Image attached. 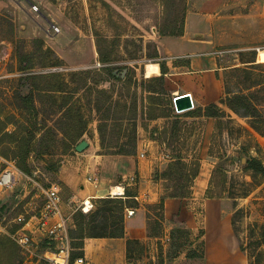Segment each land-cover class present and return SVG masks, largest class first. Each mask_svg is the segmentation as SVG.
<instances>
[{"label":"rangeland","instance_id":"rangeland-1","mask_svg":"<svg viewBox=\"0 0 264 264\" xmlns=\"http://www.w3.org/2000/svg\"><path fill=\"white\" fill-rule=\"evenodd\" d=\"M252 17L262 21L256 31L249 33L246 23ZM52 25L59 31L54 32ZM180 25L181 34L163 35L178 32ZM218 36L239 41L216 47L222 50L221 64L242 66L257 59L264 73V0H0V105L5 113L15 114L28 125L20 106L21 96L31 91L38 123L45 126L46 135L38 146L43 153H31L28 158L31 174L13 169L16 181L10 187H0V224L9 229L11 219L18 214L41 208L42 188L54 181L46 162L61 161L63 154L73 148L72 137L79 131L78 140L99 145L101 153L131 150L134 135L137 138L133 119L136 126L151 123L142 120V106L147 102L146 89L154 83L150 80L157 76L146 77L145 64L166 63L167 56L182 50L178 37ZM176 42L178 47L172 45ZM97 45L110 61L99 60ZM19 50L33 54L32 69L19 70ZM124 68L126 73L121 76ZM50 73L58 76H47ZM29 74L38 78L27 79ZM175 83L172 79L166 85L170 88ZM51 86L61 87L71 96L69 110L61 108L62 94L48 92ZM230 88L237 86L231 81ZM173 96L169 89L159 96V108L169 115L160 122H167L170 128L177 121L174 132L178 138L165 145L171 154L179 152L187 163L194 159L203 163L195 192H200L207 176L213 197H205L204 190L192 194L193 181L189 196L175 197L176 203L166 215L164 208L160 210L154 203L172 191V181L165 182L162 170L154 169L160 196L154 203L143 202L142 207L147 218L153 222L158 219L155 226L159 235L142 242V251L133 252L131 264H203L204 248L211 240L206 241L204 235L208 228L217 226L231 228L239 245L247 249V264L255 262L262 254H258L260 249L264 251V180L254 183L246 166L251 157L264 161V135L249 125V117L235 114L219 101L216 103L229 113L230 120L224 117L222 131L213 135L214 118L178 113ZM224 96L225 90L221 97ZM263 99L258 93L257 101ZM135 105L137 114L129 120ZM152 127L146 128L151 136ZM8 129L13 125L9 124ZM9 162L0 156V172L10 168ZM210 166L220 168L212 177L208 176ZM164 183L170 186L164 188ZM93 204L88 215L96 208V199ZM177 227L189 231L192 245L184 244L175 254L176 236L170 238V234ZM42 243L43 238L36 239L28 250L22 248L23 260L19 264H57ZM70 248L69 253L71 244ZM57 250L55 246L53 251ZM190 250L203 251L202 258L188 257ZM2 255L0 251V260ZM261 258L263 263L264 253ZM67 264H74L69 255Z\"/></svg>","mask_w":264,"mask_h":264},{"label":"crops","instance_id":"crops-1","mask_svg":"<svg viewBox=\"0 0 264 264\" xmlns=\"http://www.w3.org/2000/svg\"><path fill=\"white\" fill-rule=\"evenodd\" d=\"M261 21L257 17L249 19L246 23L249 27L248 32L256 31ZM178 39L180 40V46H183L182 50L174 52V56L166 57L165 64L168 70L163 74L165 90L169 89L174 95L186 92L190 93L194 104L193 108L204 107L211 102H218V99L224 94L221 71L238 63L228 66L221 64L222 59L219 54L222 50H217L216 47L226 43H238V39L221 36L178 37ZM250 42H255V40ZM178 44L177 42L172 43L174 47H178ZM174 60L178 62L174 63ZM157 64L159 66V63ZM160 75L161 72L156 76ZM172 79L176 80L175 86L168 88L166 84ZM146 104L147 102L142 106V120L151 123L144 124V126L140 123L136 126L135 152L130 153L123 150L105 154L99 152V145L88 143V146L85 148L86 150L84 152L82 150L80 153L75 150V144L66 154H63L64 157L59 161L58 170L53 172L54 181L60 185L61 213L66 218L68 233L69 230L75 227L73 213L84 199H89L93 202L100 197H112L110 189L114 185L122 186L123 193L117 196L123 199L126 198L123 195L125 186L133 185V190H137L134 196L137 205L129 206L134 209V213L128 216L124 212V237L84 238L82 257L90 260L92 264H128L126 258V239L132 238L146 242L157 238L156 236L148 235V218L144 207H142V203H154L158 201L161 189L155 183L157 180L153 177L154 169L163 170L167 163L172 160V154L165 145L166 139L162 138L164 134L167 135L169 128L166 126L168 123L160 122V120H165L169 116L149 118L146 113ZM151 124L153 125L151 132H153V128L155 129L153 136L150 135V130H147L150 129ZM164 129H166V132H164ZM81 140L83 139L78 140V142ZM211 168V166L208 167L209 177L211 175ZM14 169L19 170L15 165ZM202 169L203 163L200 162V170L194 179L192 194H199L203 190L205 192L208 186L209 181L206 176L204 186L200 192H195V184L200 178ZM93 178H95V182L91 180ZM127 188L130 189L132 187ZM175 203V197L168 196L164 199V212L166 215L171 212L170 208ZM39 210L40 208L35 211H25V214H18L15 218L11 219L13 225L9 229L4 228L0 224V234L6 235L10 238L11 242L15 243L18 253L22 256V260V247L14 240V235L22 225L20 224L14 232L10 231L18 224L16 218L23 215L26 220L29 219V222L23 228L28 229L34 241L41 238L44 241L45 237L34 225L33 216ZM210 234L211 237H208ZM204 236L206 241L207 238L211 240L206 243V248H204L205 256L203 264H247L248 259L246 260L245 252L240 250L239 243L233 235L231 228L227 229L220 226L208 228ZM70 240L69 237V245ZM55 246H57L56 243ZM2 253L3 259L0 260V264L7 260L5 253ZM210 258L211 260L209 261ZM22 260L19 261L15 258L12 264H19Z\"/></svg>","mask_w":264,"mask_h":264},{"label":"trees","instance_id":"trees-1","mask_svg":"<svg viewBox=\"0 0 264 264\" xmlns=\"http://www.w3.org/2000/svg\"><path fill=\"white\" fill-rule=\"evenodd\" d=\"M182 32V26L180 25L178 32L169 31L164 32L163 35H178ZM41 40V39H39ZM98 46L99 60L103 63L110 61V57L103 53ZM157 55V52L155 53ZM19 60V70L28 71L33 68V54L32 53H23L20 50L17 53ZM258 60L252 59L248 61V64L231 66L224 69V74L222 76L225 96L221 97L218 101L220 104L226 106L228 109L233 111L239 116L249 117V125L257 131L259 134L264 135V99L260 102L257 101L258 93L264 98V73L259 70L261 67L260 62H255ZM161 75L153 77L150 81L154 83L149 86L146 90L148 94L146 95L147 104H146V113L149 118H155L158 116H169L167 112L160 109V98L161 94L166 92L163 84V74L167 72L168 68L164 62L159 63ZM112 76L114 74L111 73ZM47 76H58L54 73H50ZM27 79H37L38 75L29 74L25 76ZM237 86V89L231 90L230 82ZM61 84V83H60ZM48 92L60 93L63 96V101L61 108H66L65 111L71 108L70 97L67 96V92L61 87L51 86L47 88ZM21 100L23 101L22 106H20L22 111L26 113V120H28V125L26 121L16 117L13 113H5L0 105V156L6 160H13L14 165L23 173L31 174L32 170L28 163V158L31 153H43V150H39L38 146L42 144L45 140L44 125L38 123V111L37 107L33 100L32 92L22 95ZM126 106V105H125ZM136 105L134 107L133 117H127L129 120L135 118L137 111ZM186 115L190 116H205L215 119L214 132L213 135L220 134L222 131L223 124L225 123L224 117H227V120H230L229 113L221 107L218 103L211 102L204 107H194L191 110L185 111ZM81 120V116H80ZM177 121H173L170 128L167 130V136L164 134L162 137L166 139L165 142L167 145L170 144V141L177 140L178 135L174 132V128ZM13 125V129H8V125ZM133 127L135 134V119H133ZM32 126L30 128L29 126ZM155 131V129H152ZM81 131H79L75 137H72L71 144L73 146L77 144L78 137L80 136ZM166 132V129H164ZM39 134V136H38ZM177 135V136H176ZM135 135H134V145L131 150H124L126 152L133 153L135 152ZM71 147V146H69ZM45 153V150H44ZM172 160L167 163L165 168L162 170V179L165 182L172 181V191L161 196L157 203H154L160 210L164 208V199L166 197H187L191 193V187L195 177L198 175L200 170V162L198 159L192 160L190 163H187L182 155L179 152L172 154ZM59 161L55 162L51 159L47 160L46 168L55 172L58 170ZM247 170H250V176L254 183H259L264 180V161L259 158L251 157L247 161ZM220 168L214 166L212 168V174L219 171ZM178 181V182H177ZM224 181V179H223ZM211 180L208 182V186L205 189V197L212 198L213 195L210 193ZM168 183H164V188L169 187ZM136 189H128L125 186L123 199L120 196L116 197H100L96 199V208L89 213H82L79 210H76L73 213V221L75 227L69 230V237L71 239L72 250L69 253L70 261H74L76 257L83 255V240L86 237H124V215L123 211L125 207L131 205H137V201L134 196L136 195ZM156 221H151L148 218V235L149 236H158L159 233L156 229ZM20 224L16 225L10 232H14ZM189 231L184 228L177 227L171 231L170 238L176 236V246L178 247L175 254H178L179 250L184 244L192 245V241L189 238ZM185 237L184 240L181 238ZM258 243V248H261V244ZM44 249H50L51 251L55 248V243L48 239H45L42 243ZM176 247V248H177ZM240 250L246 252L247 249L243 244L239 245ZM2 250V251H1ZM0 251L5 253L6 261L1 264H12L14 259L22 260V256L18 253L15 243L11 242L10 238L6 235L0 234ZM142 251V242L138 239L128 238L126 239V258L128 264H131V258L133 252ZM262 253V254H261ZM264 251L260 249L258 254L263 256ZM188 257L202 258L203 251L198 253L197 251H188L186 253ZM259 256V255H258ZM258 258L255 262H249L248 264H264L262 263V258Z\"/></svg>","mask_w":264,"mask_h":264},{"label":"built area","instance_id":"built-area-1","mask_svg":"<svg viewBox=\"0 0 264 264\" xmlns=\"http://www.w3.org/2000/svg\"><path fill=\"white\" fill-rule=\"evenodd\" d=\"M34 10H37V6H33ZM52 30L54 32L59 31V28L52 25ZM174 95L173 102L175 100ZM9 166L5 167L0 172V187H10L16 181V176L14 175V161L9 160ZM90 179V178H89ZM95 182V178L91 179ZM43 194V203L39 210V212L33 216L35 227L43 234L45 239L53 241L56 243L57 252L48 251L46 249V253L51 254H62L65 259V264L68 261V255L70 250L69 245V233L68 227L66 224V218L61 213V196H60V185L53 181L47 187L42 188ZM118 195V194H117ZM112 195V196H117ZM94 204L89 199H84L77 206V210H80L82 213H88L93 208ZM124 212L126 215L130 216L134 213V209L131 207H125ZM18 224H21L22 227L19 231L14 235V240L19 244L23 249L28 250V246L30 242L33 240L32 235H30L28 229L23 228L28 222L29 219L23 215H20L16 218ZM51 258V257H50ZM74 264H92V262L82 256L76 257L74 259Z\"/></svg>","mask_w":264,"mask_h":264},{"label":"water","instance_id":"water-1","mask_svg":"<svg viewBox=\"0 0 264 264\" xmlns=\"http://www.w3.org/2000/svg\"><path fill=\"white\" fill-rule=\"evenodd\" d=\"M112 73L115 74L116 72L113 71ZM125 73H126V68L122 70L121 76H124ZM173 104L175 110L179 113L193 108L194 105L190 93L187 92L177 95L175 97ZM87 146H88V142L85 139H83L75 145V150L80 152L84 150Z\"/></svg>","mask_w":264,"mask_h":264},{"label":"bare ground","instance_id":"bare-ground-1","mask_svg":"<svg viewBox=\"0 0 264 264\" xmlns=\"http://www.w3.org/2000/svg\"><path fill=\"white\" fill-rule=\"evenodd\" d=\"M160 73L159 66L156 62H147L145 64L144 74L146 77H151ZM14 173V172H13ZM15 175V173H14ZM111 195H119L123 193V188L121 185H114L111 189ZM51 259H53L57 264H65V259L62 254H51Z\"/></svg>","mask_w":264,"mask_h":264}]
</instances>
